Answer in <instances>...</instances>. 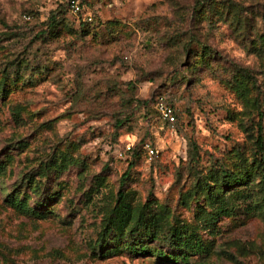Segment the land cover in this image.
I'll list each match as a JSON object with an SVG mask.
<instances>
[{
    "label": "rangeland",
    "instance_id": "obj_1",
    "mask_svg": "<svg viewBox=\"0 0 264 264\" xmlns=\"http://www.w3.org/2000/svg\"><path fill=\"white\" fill-rule=\"evenodd\" d=\"M80 1L0 0V264H264V0ZM119 188L205 251L133 250ZM214 200L227 212L202 228Z\"/></svg>",
    "mask_w": 264,
    "mask_h": 264
},
{
    "label": "trees",
    "instance_id": "obj_2",
    "mask_svg": "<svg viewBox=\"0 0 264 264\" xmlns=\"http://www.w3.org/2000/svg\"><path fill=\"white\" fill-rule=\"evenodd\" d=\"M67 2L68 0H66L65 2L66 8ZM80 4L81 11L79 13L82 14L83 12H85L86 8L84 7L82 1H80ZM88 14L91 16V18L87 19L86 15L84 20H86L87 22L91 21L93 17L90 12H88ZM246 76L251 78L252 82L254 81L252 76L248 72H246ZM121 121L122 120H119V123H121ZM256 140L259 144V147H262L263 137L260 132H258ZM258 163L260 167H262V172L260 174V191L264 199V161H258ZM3 166L4 165H0V172L2 171ZM125 174H127V171L124 172V175ZM218 179L225 185L240 183L242 181V177L240 175L226 170H221V174L218 176ZM204 188L209 190V194H211L212 190L207 182H204ZM9 196L10 200H12V204L14 206H17V208L26 209L28 211L32 210L31 208H27L26 206H24L23 198L15 199L12 194H10ZM214 201H216V203L212 206L211 211H203L197 216L200 222V227L202 228L209 227L211 223L216 221L221 214L227 212V209L225 208V206H223L220 200ZM141 205V207H128V205L125 203V191L122 188H119L116 192V201L111 208L112 211H115L117 214V218L111 219V227L113 229L118 228L120 230V233L123 234V229L128 223L131 226L128 231L132 232L134 230H139L140 234L146 237L145 240L136 242L137 244H134L133 250H135L136 252H145L147 250L149 241H152L156 238H164L167 241L168 248H166V251L160 250L156 253L159 257L161 256L165 259H171L175 262L183 261L188 259L189 254L202 253L205 251L206 246L204 245L202 238L194 228H189L186 223H169L166 215L164 216L165 218L160 216L157 220L154 214L145 210L148 207L145 202H143ZM107 230L108 228L103 229L101 237L107 233Z\"/></svg>",
    "mask_w": 264,
    "mask_h": 264
},
{
    "label": "built area",
    "instance_id": "obj_3",
    "mask_svg": "<svg viewBox=\"0 0 264 264\" xmlns=\"http://www.w3.org/2000/svg\"><path fill=\"white\" fill-rule=\"evenodd\" d=\"M67 9L72 13H79L81 11L80 0H68ZM87 18L90 19L91 16L87 14ZM156 108L162 119L170 123L174 122L175 114L173 111V107L170 104L166 103L162 98H159L156 100ZM145 147L150 155L154 153L155 149L152 146H150L149 144H145ZM126 149H130V146L127 145Z\"/></svg>",
    "mask_w": 264,
    "mask_h": 264
}]
</instances>
